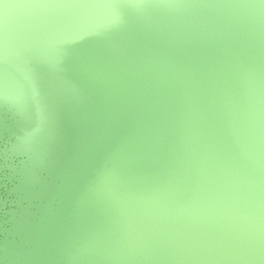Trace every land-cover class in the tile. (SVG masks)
<instances>
[{
	"label": "water",
	"instance_id": "1",
	"mask_svg": "<svg viewBox=\"0 0 264 264\" xmlns=\"http://www.w3.org/2000/svg\"><path fill=\"white\" fill-rule=\"evenodd\" d=\"M20 1L22 2L19 6ZM53 2H57L59 6L60 19L54 16L53 12H50L49 5ZM154 2H161L165 9L162 20L164 25L161 27L162 29L157 26V29L162 30L159 33L165 32L166 28L164 27L172 25L169 19L175 18L169 15L170 7L167 1L154 0ZM149 3L151 6L153 0ZM1 5L4 6V8L1 6L4 12L12 17L11 24L5 25V30L7 36H10L14 43L9 42L4 37L5 34L0 39V90L6 92L4 95L6 98L3 99V102L0 101V120H6L11 126L12 124L16 126L17 120L23 121L29 132L33 120H36L38 127L35 131L45 140L53 155L41 151L43 149L40 145H38L36 159H32L33 152L28 147L15 149L16 131L1 126L0 122V264H7V262L8 264H23L26 258H30L33 264L49 262L47 258L51 252L54 253V250H48L53 237L56 246L51 247L55 246L57 252L53 254L55 262H49L50 264H76L77 262L72 257L74 252H78L82 256V264H110V261L115 257L110 248V238H114V244L115 240L119 239L117 231H113L109 226L111 224L109 216L116 218L117 214V218L120 219L121 208H127L125 207L126 202L121 196L125 184L121 182L123 181L122 172L124 168L119 150H123V146L119 143L121 148L119 149L114 145L115 142L100 136L99 141L96 142L95 140L94 142L92 136L89 133L86 135L85 130H82L80 126L84 125V121L92 122L98 127L116 131V137L124 140V135L121 134L118 124L119 119L122 118V112L128 120L131 117L135 122V132L139 143L143 137H146L142 130V124L147 125V134L155 136L160 132L162 137L167 139L169 135L165 120L167 115L164 117L165 111L158 114L156 110H153V107L156 108L154 103H151L147 109L143 108V112L142 109L139 112L142 113L143 120L137 118L138 114L135 111L133 112L134 117L131 116L129 110V114H127L121 108V94L131 93L134 96L140 93L138 89L136 91L133 88L132 82H127L132 76L131 66L136 71H150L143 74L141 83L149 91L150 96L145 95L146 100L151 98V102H155L164 96L162 87L165 83L162 82L166 77L162 73V68L168 69L171 76H173L172 72L182 76L176 77L173 82L179 93L182 92L183 85L188 89L184 95L186 99L179 105L174 104L178 109L186 108L187 102L194 100V93H201L202 90L206 92L207 86L204 83L205 88L199 89L203 82L192 81L191 79L195 74L185 72L178 67L179 64L174 59L171 49H167L166 42H164L166 40H157L150 29L152 26L150 24L152 22L150 11L145 9L146 6L144 8L137 7L136 0L134 4L131 0H3ZM119 6L122 8L119 11L124 10L125 14L118 13ZM137 9H139V15H136L135 10ZM21 10L24 12L22 18ZM197 11L199 12L198 8ZM135 15L140 20L136 19ZM122 16H125L126 19L119 29L108 28L101 31L92 26L100 21L111 23V20L120 19ZM26 18H32L34 23H30ZM129 18L139 25V35L145 40L146 45L152 48V56L147 57L143 53L141 45L130 42L127 36ZM230 21H234V19L232 18ZM73 27L79 29L76 34ZM230 29L227 28L225 33L228 37H233L232 29ZM64 40L69 41V43L65 45ZM75 42L79 48L74 45ZM180 42L183 43L182 45H187V48L189 47L188 40L181 39ZM70 46L82 53L90 50L95 55L93 61L100 72L104 69L103 65L106 63L103 64V61L106 59L109 62L110 70L117 72L118 75L115 76L121 77L123 91H121L118 82L119 78H117L118 83L115 82L114 73L111 74L107 86L100 78H93V73H87L84 77L93 90L90 94L75 88L78 79L83 76L82 70L85 72V67L80 69L79 67L82 65L69 55ZM32 49L33 51L28 53ZM48 50H55L56 57H53L50 54L52 51L49 52ZM125 50L132 54V64L128 62ZM205 50L201 52L202 56L208 55V50ZM253 59L258 62L254 55ZM151 60L154 62L148 65ZM235 65L237 76L244 81L249 72L247 73L245 65L240 62H236ZM147 66L151 67L150 70ZM217 77L219 81L216 80L214 91L215 94L217 92L221 94L225 81H222L223 78L219 72H217ZM26 80H31L32 85H27ZM55 80L58 82V89L54 86ZM13 81L15 84L8 86ZM242 85L247 86L248 82ZM11 87L20 90L29 99H34L32 101L34 102L32 105L34 112L31 105L27 104L24 99H22L23 113L18 111L14 102L15 96L10 93L12 92ZM138 87L140 88L139 83ZM244 88L252 96H258L256 88ZM73 96L75 98H72ZM59 100L65 104L63 111L59 108ZM116 100L118 103L120 102V108L117 104L113 106V102ZM132 100H134V106L139 108L138 103L141 101H137L136 97H132ZM55 101H58L56 108ZM223 101L226 103L227 100ZM209 102L211 103L210 100ZM142 104L144 105L143 102ZM256 105L259 104L256 103ZM224 107L227 108L225 114L227 118L224 117L222 122L230 125L234 121L232 127L235 132H238L241 126L245 125L243 124V116L241 123L239 120H235L236 118L234 119L235 115H231L230 103L225 104ZM27 109L33 112L32 116L27 115ZM186 109L187 112L184 110L186 113L184 116L194 125L195 135L206 132L205 135L212 142L216 136L215 131H209L201 124V119L197 116L194 117V114L188 108ZM219 109L216 107L213 109V118L220 117ZM39 114H44L46 119L42 120ZM75 114H78L82 119L80 125L76 121L78 119L75 118ZM161 118H164L162 122L155 120ZM247 123H250V120ZM247 125V131H253L252 125L249 127ZM238 126L240 129L236 130L235 128ZM87 137L91 138L94 145L98 146L96 160L89 157L82 143ZM219 144L222 145V143ZM145 147L146 150L139 146H135V149L138 152L137 156L143 158L141 160L148 164V172L150 173L149 161L153 156L151 152L153 150L148 148L151 146L146 145ZM130 148L132 149V147ZM211 148L210 152L214 154L213 147ZM106 152L112 154L113 157L105 155ZM175 152V158L178 160L177 165H180L182 161L187 162L188 159H185L187 157L182 154L179 145ZM223 152L217 155V159L220 161L228 159ZM215 158L216 156H214ZM211 160H213L212 157ZM156 161L161 164L160 168H157L159 172H153L149 176L152 182L159 185L160 190L146 203H148L147 208L152 216L158 222L156 223L158 228L161 229L163 225L170 238L163 241L161 240L163 238L159 237V240H155L157 231L151 233V229L149 231L143 229L142 233L149 236V248L145 254L132 252V264H140V261L143 264H264V215L262 218H258L256 212L253 211L254 206H244L241 203L243 201L248 204V201L235 200L226 193L227 190L217 186L216 193L220 202L222 201L223 208L216 210L205 194L200 200L203 215L197 218L198 216L192 209V199L178 188L183 187V185L187 187L195 177H192L191 174L180 175L176 173L174 163L169 164L163 159ZM225 161L227 160L223 162ZM65 164L71 171L65 170L66 166L63 167ZM94 165L98 167V177L94 171ZM131 169L130 172H132ZM187 169L189 170L188 167ZM29 172L33 177L30 185L27 183ZM223 173L228 178L229 176L233 177L230 169H224ZM171 174L172 176L174 174L177 179L174 186L168 181ZM262 175H264V168ZM76 176L80 180L79 183H77ZM116 177L117 182H121L118 184L119 187L109 185V183L115 182ZM230 180L232 181V179ZM42 186L43 192H40ZM262 188L260 192H257V200L260 201V206H264ZM158 194L163 196L157 198ZM155 196L156 198H154ZM175 196L176 199H174ZM136 199L138 200V196ZM171 200H177V208ZM119 201H121L120 205ZM237 202L245 216L243 217L241 214L237 215L239 218L236 216V218L230 217V219L236 222L238 226L253 228L250 233L247 230L245 232L238 229H225L218 219H212V217H217V214L222 210L231 213V205H236ZM96 203L100 207L99 211L95 209ZM136 206L137 201L134 207H131V211ZM135 210L138 211V209ZM21 216H25V229L20 232L17 230L15 222ZM116 222L121 221L117 220ZM123 225L124 223L118 226L124 227ZM256 226L257 228L258 226L261 227V230L257 229ZM129 235L133 234L129 233ZM247 235L250 236L246 241ZM132 238L134 239V237ZM214 238L218 249L212 243ZM10 243L18 244L19 251L9 253L7 246ZM37 250L42 253L43 257L38 256ZM215 251L219 252L220 258L215 257ZM179 254L186 255L183 258L179 257ZM234 254L235 258L232 257Z\"/></svg>",
	"mask_w": 264,
	"mask_h": 264
},
{
	"label": "rangeland",
	"instance_id": "2",
	"mask_svg": "<svg viewBox=\"0 0 264 264\" xmlns=\"http://www.w3.org/2000/svg\"><path fill=\"white\" fill-rule=\"evenodd\" d=\"M131 1L132 4H134L135 0ZM136 1L137 7L141 6V8H144L146 6L145 9L150 11L152 18V22L150 23L152 26L150 29L157 40H166L164 42H166L167 49H171L174 59L179 64L178 67L185 72L195 74L193 75L192 79L190 78L192 81H197L198 83L203 82L201 88L199 89H204V83L206 84V92H204V90H202L201 93L195 92L194 100L188 101L186 108H188V110L194 114V117L197 116L199 119H201V124H203V126L209 131H215L216 136H214V139L211 142V140H208L207 136L205 135L206 132H200L201 135H195L194 125L191 124V122L184 116V114L186 115L184 110L187 112V109L185 107L184 109H178L174 106V104L179 105L186 99L184 95L188 92V89L185 87V85H183L182 92L179 93L176 90L173 82L176 77L178 78L182 76L175 74L172 71L171 72L173 76H171V73H169L168 69L165 68H162V73L166 77L162 82L163 84L165 83V85L162 87L164 93L162 98L155 100V102H151V98L146 100L145 97L150 95L149 91L141 83V80L143 74H147L150 71H136L133 66H131L130 70L132 76L127 80V82H132L133 88L136 89V91L138 89L140 93L138 95L132 96L131 93L125 92L127 95L121 94L120 102L121 108H123L127 114H129V110L131 112V116H134L133 112L135 111L138 114L137 118L140 120H143V117H141L142 113L139 112H141V109L143 112V108L147 109L151 103L156 105V108L153 107V110H156L158 114L162 113V111H165L164 117L167 115L165 120L167 122L166 125L169 132L167 139L162 137L160 132L155 134V136H153V134H147V125L142 124V130L144 131L146 137H143L139 143L137 140V134L135 132V122L131 119V117L128 120L127 116L122 112V118L119 119L118 117V124L121 134L124 135V140H121L120 137H116L117 132L114 130H106L105 128L98 127L92 122L90 123L88 121H84V125L80 126V128L85 130L86 135L89 133L92 136L94 142L95 140L98 142L100 136L101 138H107L111 142H115L114 145L119 149H121L119 143H121L123 146V150H119V154L121 155L122 159L121 163L124 168V171L122 172L123 181L121 182L125 184V187L122 188L121 196L123 201L125 200V207L127 208H121L122 219L117 218V214L116 218H114V216H109L111 221L109 226L113 231H117L119 239L115 240L114 244V238H110V248L113 250L115 255L113 259L111 258L112 260L110 261V264H129L132 261V252H140L141 254H145V251L149 248V236L142 233L143 229H148L147 231L151 229V233L157 231L155 240H159V237L163 238L161 239L163 241H165V239L167 240V238H170V236L167 235L168 231H165V227L162 224L161 229L160 227L158 228V225L156 224L158 222L156 218L152 216L150 210L147 208L148 203H146L149 202L148 200L155 193H159L160 190L159 185L155 182H152L149 176L153 172H159L157 168H160L161 164L156 160L162 161L163 159L169 164L174 163L176 173L180 175L191 174L192 177H195L191 184L187 187L183 185V187L181 186L178 188H180L183 193H186L192 199V209L198 216L197 218L203 215L200 200L205 196V194L208 196L207 199L212 203V206H214L216 210L223 208V204H221L222 201L220 202L216 193L217 186L221 187L223 190H227L226 193L235 200L239 199L248 201V204L243 201H241V203H243L244 206H254L253 211L256 212V216L258 218H262L264 215V206H260V201L257 200V192H260L262 186V191H264V175H262L264 168V0H203V2L202 0H164L168 2L170 7L169 15L172 18H175L169 19V22L172 25H167L164 27L167 30H165L167 34H164L165 32L159 33L162 30L157 29V26L161 28L164 25L162 20L164 18L163 14H165V9L162 3L154 2L153 0V4L149 6V2L152 0ZM21 2L22 1L19 2V6ZM1 6L2 5L0 4V7ZM2 7L4 8V6ZM49 7L51 9L50 12H53L54 16H57V18L60 19L59 6L57 2H53V4H50ZM197 8L199 9V12L197 11ZM120 9H122L121 6L118 7V13L121 15L125 14L124 10L119 11ZM135 11L136 15L140 14L139 9ZM20 14L22 18L24 16L23 10H21ZM136 15V19L140 20V18H138ZM3 16L5 18V25H10L12 22V17L4 12V10ZM232 18L234 21H230ZM125 19L126 17L122 16L120 19L115 18L114 21L111 20V23L107 22V24L110 25L109 29H119ZM26 20H29L30 23H34L32 18H26ZM127 23L129 26L127 28V36L130 39V42L141 45V47H143L142 51L147 55V57L152 56V48L146 45L145 40L139 35V25L137 22L130 20L129 18ZM20 27L22 26L20 25ZM227 28L232 29L230 30L232 31L233 37H228V35H226L225 32ZM77 30L79 29L74 28L73 31L75 34ZM3 34H5L4 37H6L9 42L14 43L11 41L10 36H7L8 34H6L5 29ZM234 34L237 35L235 36ZM181 39L188 40V48L187 45H182L183 43L180 42ZM76 43L77 42H75L74 45L77 46ZM77 47L79 48V46ZM205 49L208 50V55L206 56L205 54V56H202L201 52L206 51ZM32 51L33 49L28 53H31ZM48 51L50 52L52 50ZM125 53L127 55L128 62L132 64V54H129V52L126 50ZM50 54L53 57H56L55 50H53ZM69 55L75 58L77 62L82 65L79 67L80 69L85 67V72L82 70L81 73L83 76L78 79L75 88L78 90L82 89L83 93L88 92L90 94V92L93 90H91V87H89L88 82L85 80L84 76L87 75V73H93V78H100L105 86H107L108 81H110L111 74L114 73L113 76L115 78V82H117V78H119L118 82L122 89L121 91H123L121 77L115 76L118 75L117 72L110 70L111 68L108 67L109 62L106 59L103 61V64L106 63L103 65L104 69L102 72H100L96 68V64L93 61V57L95 55L92 54L90 50L82 53L70 46ZM253 55L256 56L258 62L254 61ZM153 62L154 61L151 60L148 65L152 64ZM236 62H240L241 64L245 65L247 73L249 72L247 78L244 81L240 79L239 76H237V68L235 67ZM111 66L113 65L111 64ZM147 67L150 70L151 67ZM1 68L3 69V67ZM217 72L221 74V78H223L222 81H225V84L222 86L223 92H221V94L218 92L215 94L214 91L215 85L217 81H219ZM180 74L182 75V73ZM14 82L15 81L11 82L8 86L15 84ZM26 82L27 85H32L31 80H26ZM245 82H248L247 86L242 85L243 83L245 84ZM57 83V80H55L54 86L56 89H58ZM138 83L140 84V88L138 87ZM117 87L118 84L116 89ZM244 87L256 88L258 96H252L249 94V92H247V90H245ZM11 89L12 92L10 93H13L15 96L14 102L18 107V111L21 113L24 109L22 102V99H24L27 104L31 105V109L34 112L32 108V105L34 104L32 101L34 99H29L23 92H20V90H17L13 87H11ZM5 94L6 92L4 90H0L1 102H3V99L6 98L4 96ZM132 97H136L137 101H141V103H138V107L140 109L134 106V100H132ZM72 98L75 97L73 96ZM60 100L59 108L63 111L65 104L64 102H60ZM223 100H227L226 103ZM57 102L58 101H55V108L58 106ZM120 102L118 103L117 100L114 101L113 106L114 104H117L118 108H120ZM227 103H230V107L233 110H230L231 115H235V120H239L242 123L241 117L243 116V124L245 125H242L241 129L239 126L235 128L236 130L240 129L238 132H235L234 128L232 127L234 121L231 122L230 125L222 122V119L226 117L225 114L227 108H225L224 105ZM256 103L259 105H256ZM214 106L216 108H220V117L213 118V109H215ZM32 111L27 109V115L32 116ZM75 115V118L78 119L76 121L80 125V123H82V119L78 114ZM163 119L164 118L155 120L162 122ZM249 120L250 123H247ZM0 122L1 126L5 128H12L16 131L17 141L14 144L15 149L18 150L28 147L33 152L32 159H36L38 145H40L43 149L41 151L47 152L49 155H53V153H51L47 147L45 140H43L39 136L38 132L35 131V129L38 127L36 120H33L30 132L27 130L23 121L20 122V120H17L16 126L15 124H12L11 126L4 119H1ZM246 124H248V127L252 125L253 131H247ZM36 136H38L36 139L31 140ZM93 140L87 137L84 141H82V143L84 144L89 157L96 160L98 155V146L96 144L94 145ZM163 142L166 143L164 144ZM218 142L222 143V145H220ZM146 145L151 146L148 148L153 150L151 151L153 156L149 161L151 165L150 173L148 172V164H145L141 160L143 158L137 156L138 152L135 149V146H139L140 148H145L146 150ZM178 145L183 152L182 154L187 157L185 159H188L186 163L183 161L180 162V165L176 164L178 160L175 158V149ZM130 147H132V149ZM211 147H213V152H215L214 154H211L210 152L212 149ZM222 151H224L223 154L228 157V159H224L227 160L225 162H223L224 160L220 161L217 159L218 153ZM105 155L110 156L111 158L113 157V155L109 154L108 152H106ZM214 156H216L215 159ZM211 157L213 160H211ZM66 165L67 164H65L63 167ZM210 167L214 169H211ZM93 168L98 177V167L94 165ZM226 168L230 169L232 172L233 177L229 176L232 181L223 173L224 169L226 170ZM130 169L132 172L129 171ZM65 170L71 171L68 166L65 167ZM207 170H209L208 173H206ZM28 177L29 180L27 183L30 185L31 181L33 180L31 172H29ZM76 179L77 183H79L80 180L77 176ZM135 181L137 183H134ZM168 181H170L171 183H169L174 186V182H176L177 179L174 174L173 176L171 174V176L168 178ZM121 182H117L116 177L115 182L109 183V185L119 187L118 184ZM39 191L43 192V186ZM137 196L138 200L136 199ZM162 196V194H158L157 198H161ZM154 198H156V196ZM174 199H176V196ZM136 201L137 206L135 209H138V211L136 212L135 209L131 211V207H134ZM171 201L175 208H177V200ZM120 202L121 201H119V205ZM95 209L97 211L100 210V207L97 205V203L95 204ZM231 210V213H226L222 210L219 212V214H217L218 218L212 217V219H218L225 229H238L244 230L245 232L247 230V232L250 233L253 228H250L249 226L246 228L242 225L238 226L236 222L230 219V217L236 218L237 215L241 214L243 217L245 216V213L239 207L238 202L236 205H231ZM237 218H239V216H237ZM117 220L121 222L117 223ZM24 223L25 216H21L19 220H16L15 225L18 231L21 232L22 229H25ZM123 223L124 227L118 226ZM257 229L261 230V227L258 226ZM129 233H132L133 235H129ZM112 234L114 235L113 232ZM250 235H247L246 241ZM132 237H134V239ZM11 243L10 245L8 244L7 251H9V253L11 251H19V245ZM212 243L214 247L218 249L215 238L212 240ZM53 245L56 246L54 237L53 241H51L49 244L50 248H48V250H54V253L51 252V255L48 258L46 257L49 262L54 263L55 259L53 254H55L57 250L55 246L51 247ZM36 252L40 258L43 257L41 252L38 250ZM185 255L186 254H183L182 256V254H179V257L184 258ZM220 256L221 255H219V252L215 251V257L220 258ZM72 257H74V261L77 262L76 264L83 263L82 256L78 252H74ZM232 257L235 258V254ZM49 262L44 264H50ZM143 262L145 261L143 260ZM23 264L33 263L31 262L30 258H26ZM140 264L143 263L140 261Z\"/></svg>",
	"mask_w": 264,
	"mask_h": 264
},
{
	"label": "snow or ice",
	"instance_id": "3",
	"mask_svg": "<svg viewBox=\"0 0 264 264\" xmlns=\"http://www.w3.org/2000/svg\"><path fill=\"white\" fill-rule=\"evenodd\" d=\"M3 3V0H0V4ZM88 26V25H87ZM92 26L96 27L97 30H107L110 25H108L107 23H105L104 21H100L96 24H93ZM4 29H5V18L3 16V8L0 7V39H2L3 37V33H4ZM67 43H69V41L64 40V44L66 45ZM41 116V119H46V116L44 114H39ZM38 136L33 137L31 140L36 139Z\"/></svg>",
	"mask_w": 264,
	"mask_h": 264
}]
</instances>
